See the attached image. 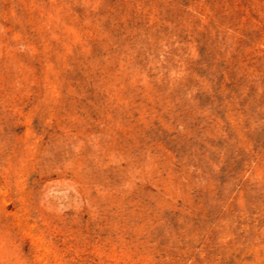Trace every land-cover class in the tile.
Wrapping results in <instances>:
<instances>
[{
	"label": "rangeland",
	"instance_id": "374dc122",
	"mask_svg": "<svg viewBox=\"0 0 264 264\" xmlns=\"http://www.w3.org/2000/svg\"><path fill=\"white\" fill-rule=\"evenodd\" d=\"M0 264H264V0H0Z\"/></svg>",
	"mask_w": 264,
	"mask_h": 264
}]
</instances>
